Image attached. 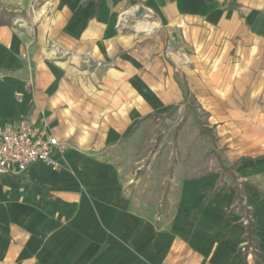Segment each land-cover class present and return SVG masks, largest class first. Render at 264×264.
Returning a JSON list of instances; mask_svg holds the SVG:
<instances>
[{"label": "crops", "instance_id": "1", "mask_svg": "<svg viewBox=\"0 0 264 264\" xmlns=\"http://www.w3.org/2000/svg\"><path fill=\"white\" fill-rule=\"evenodd\" d=\"M2 12L0 133L26 119L67 150L62 170L0 174V264H264V0H0ZM181 79L220 157L182 179L172 149L146 155L151 120L189 103Z\"/></svg>", "mask_w": 264, "mask_h": 264}, {"label": "rangeland", "instance_id": "2", "mask_svg": "<svg viewBox=\"0 0 264 264\" xmlns=\"http://www.w3.org/2000/svg\"><path fill=\"white\" fill-rule=\"evenodd\" d=\"M142 14L146 18L152 16L146 10ZM181 81L187 89V81ZM187 96V106H178L168 115L157 116L147 125L146 145L150 147L147 157L153 148L158 149L161 145L172 149L171 165L180 168L181 179L215 170L220 165L217 153L219 138L215 132L217 124L209 121L208 113L188 89ZM149 162L147 159L146 170L149 169Z\"/></svg>", "mask_w": 264, "mask_h": 264}, {"label": "built area", "instance_id": "3", "mask_svg": "<svg viewBox=\"0 0 264 264\" xmlns=\"http://www.w3.org/2000/svg\"><path fill=\"white\" fill-rule=\"evenodd\" d=\"M66 150L67 144L52 135L46 125L36 126L26 119H15L0 133V174H23L36 164L62 170L59 156Z\"/></svg>", "mask_w": 264, "mask_h": 264}, {"label": "trees", "instance_id": "4", "mask_svg": "<svg viewBox=\"0 0 264 264\" xmlns=\"http://www.w3.org/2000/svg\"><path fill=\"white\" fill-rule=\"evenodd\" d=\"M6 16L9 18V20L4 19ZM13 17H14L13 13L2 12L0 15V24H9ZM237 195H238L240 201H242V199L240 198V192L239 191H238ZM246 239L248 241V244L246 247V252L248 251L249 247H252L254 253L257 254L258 258H260V254L256 251L255 223L251 218H249V223L246 226ZM258 264H261L260 260L258 261Z\"/></svg>", "mask_w": 264, "mask_h": 264}, {"label": "water", "instance_id": "5", "mask_svg": "<svg viewBox=\"0 0 264 264\" xmlns=\"http://www.w3.org/2000/svg\"><path fill=\"white\" fill-rule=\"evenodd\" d=\"M143 12V9H140V11L138 12V15H140Z\"/></svg>", "mask_w": 264, "mask_h": 264}]
</instances>
